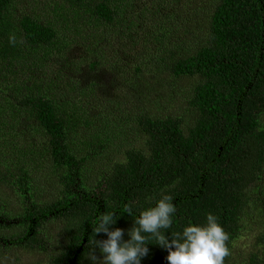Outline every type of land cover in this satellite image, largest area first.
<instances>
[{
    "label": "trees",
    "instance_id": "16d2710c",
    "mask_svg": "<svg viewBox=\"0 0 264 264\" xmlns=\"http://www.w3.org/2000/svg\"><path fill=\"white\" fill-rule=\"evenodd\" d=\"M64 1L73 19L83 13L96 27L119 17V0ZM185 15L182 26L165 16L157 42L166 74L193 81L189 115L141 111L134 126L140 142L93 185L84 177L92 157L71 154L78 131L65 105L47 93L14 98L47 144L31 166L15 163L2 173L22 212L8 222L0 203V227H19L0 233V248L43 254L45 226L57 222L66 243L47 264H264V238L243 259L232 257L264 168V0H196ZM58 31L14 0H0V67L11 73L32 54L52 55ZM95 62L88 63L93 71ZM41 164L60 171L52 175L56 194L45 202L31 190Z\"/></svg>",
    "mask_w": 264,
    "mask_h": 264
},
{
    "label": "rangeland",
    "instance_id": "374dc122",
    "mask_svg": "<svg viewBox=\"0 0 264 264\" xmlns=\"http://www.w3.org/2000/svg\"><path fill=\"white\" fill-rule=\"evenodd\" d=\"M195 1L119 0L117 22L96 27L84 20L83 13L73 19L64 0H14L19 11L34 13L43 23H55L59 44L52 55L32 54L11 73L0 67V203L8 222L22 212V206L18 194L2 179L4 169L15 171V163L31 166L32 158L39 159L46 153L47 144L14 98L47 93L58 105H65L78 131L70 138L71 154L92 157L84 177L87 185H93L109 166L123 159L125 149L140 142L134 126L141 111L155 117L189 115L186 98L193 81L166 74L160 56L163 48L157 40L165 16L182 26L188 18L185 10ZM92 61H98L97 70L88 67ZM41 166L35 170L31 190L45 202L56 194L57 179L53 181L52 175L60 171L50 164ZM261 191L264 168L241 219L243 230L233 245L232 257L239 260L243 259L241 252L254 248L256 241L264 238V214L257 200ZM0 228V233L8 236L19 229L16 224ZM44 231L47 251L39 254L16 247L0 248V264H47L58 258L66 243L61 225L53 222ZM103 263L94 259V264Z\"/></svg>",
    "mask_w": 264,
    "mask_h": 264
}]
</instances>
